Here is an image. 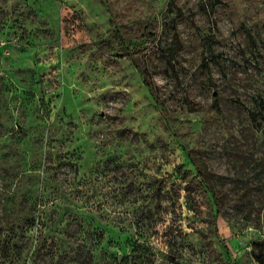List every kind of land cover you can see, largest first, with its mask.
<instances>
[{"label":"rangeland","instance_id":"374dc122","mask_svg":"<svg viewBox=\"0 0 264 264\" xmlns=\"http://www.w3.org/2000/svg\"><path fill=\"white\" fill-rule=\"evenodd\" d=\"M262 238L264 0H0V264H258Z\"/></svg>","mask_w":264,"mask_h":264},{"label":"trees","instance_id":"16d2710c","mask_svg":"<svg viewBox=\"0 0 264 264\" xmlns=\"http://www.w3.org/2000/svg\"><path fill=\"white\" fill-rule=\"evenodd\" d=\"M116 35L120 41V43L123 45V40L121 39V36L119 35L118 31H116ZM142 77H143V81L145 83V85L148 87V89L150 91H152V86L150 84V73L146 70H144L142 72ZM196 157H191V161L193 162V164L196 166V171H197V174L200 178L203 179V182L207 185L208 189H209V192L212 194V198L214 199V202H215V205H218V196L213 192L212 190V184H210V181H206L205 178H206V175L204 173L201 172L198 164L196 163ZM244 196V194L242 195L241 194V198ZM253 250H254V257H255V260L258 264H264V238H262V240L258 243H255L254 246H253Z\"/></svg>","mask_w":264,"mask_h":264}]
</instances>
